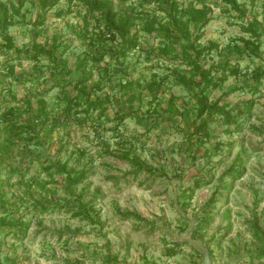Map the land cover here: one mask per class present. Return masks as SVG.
Returning <instances> with one entry per match:
<instances>
[{
	"label": "rangeland",
	"instance_id": "374dc122",
	"mask_svg": "<svg viewBox=\"0 0 264 264\" xmlns=\"http://www.w3.org/2000/svg\"><path fill=\"white\" fill-rule=\"evenodd\" d=\"M112 1L118 13L135 8L138 44L120 64L105 56V70L90 59L80 70L75 66L87 39L104 26L84 0H56L45 8L40 0H0L11 22L0 31L22 50L20 56L7 50L0 34V144L13 149L9 158L0 154L6 203L0 206V264H264L263 241L253 225L264 233V77L255 88L250 75L257 66L264 69V39L262 57L228 54L229 43L247 36L244 19L224 9L223 0H207L213 10L197 40L204 47L199 62L208 67L228 57L236 73L209 91V101L229 111L231 121L217 112L206 115L209 134H195L194 99L172 82L171 69H188L178 65L180 46H166V56L151 60L146 53L160 39L142 30L141 15L166 22V12L156 0ZM237 2L246 5L245 18L264 17V0ZM39 16L42 24H36ZM31 41L56 45L57 60L70 72L43 57L26 58ZM154 76L161 84L155 98L146 86ZM81 77L88 89L101 81L96 93L111 101L107 115L94 110L85 124L62 116L56 100L58 80L71 81L66 88L76 94ZM39 97L57 119L36 126L44 142L29 139L31 131L8 137L5 109L18 108L13 119L19 120L24 100L36 105ZM122 103L127 111L132 103L134 114L116 124ZM113 151L136 153L152 170L138 172ZM65 162L67 171H59ZM231 165L238 174L232 175ZM81 171L84 178L72 182ZM19 220L28 224L25 229Z\"/></svg>",
	"mask_w": 264,
	"mask_h": 264
},
{
	"label": "trees",
	"instance_id": "16d2710c",
	"mask_svg": "<svg viewBox=\"0 0 264 264\" xmlns=\"http://www.w3.org/2000/svg\"><path fill=\"white\" fill-rule=\"evenodd\" d=\"M161 8L164 10L167 21L162 22L155 16H149L148 14L141 15L142 19V30L148 34H154L159 37L160 43L155 47H149L146 51L147 57L151 60L153 57H163L166 56V46L178 45L181 49L180 63L178 65L185 64L188 69L181 70L179 68L171 69L172 72V82L180 85L188 92L190 97L194 99V114L195 119L199 120L194 126L193 133L198 134H209V129L207 125L206 115H211L213 113H221L224 115L227 121L230 120V112L224 107L218 106L216 102L209 101V91L213 88L219 87L221 82L225 81L230 73H236L233 67L229 64L227 59L223 63L214 65L211 64L205 67L203 63L199 62V58L203 53L204 47H201L197 40L200 38V30L206 26L212 16L211 6L207 4V0H197L200 5L189 3L185 6H179L176 0H156ZM226 4V10L235 11L237 16L244 19L243 31L247 36L236 37V42L232 45L229 43L227 48V53L238 52L239 54L243 52H248L257 57H262L261 45L264 39V17L258 19L256 15L252 16L250 19L245 18L247 12L246 5L240 4L237 0H223ZM41 7H47L56 2V0H40ZM86 7L88 8L90 14H97L103 21V29L95 31L87 39L86 50L83 58L79 59L76 68L83 70L88 60H92L96 63V66L102 70L107 68V63L104 61L105 56L113 58L115 62L120 64L119 59L128 55V53L137 46V33L133 32L135 21L137 20L135 15V8L128 10H122L120 13L114 11L112 0H84ZM264 8V7H263ZM0 28H6L11 22L8 20V15L6 13L7 7L5 4L0 2ZM36 24H42L43 17L39 16ZM3 36L4 44L3 46L10 50L11 48L16 49L17 56H20L22 52L21 49L16 48L14 42H12V37L10 34L6 33L4 30L0 31ZM167 44V45H166ZM56 45L48 43H36L31 41L23 52L26 58H32L38 60L43 57L46 58L51 64H55L54 68L59 67L61 72L69 73L70 70L62 63V61L57 60L55 55ZM29 52L31 54H29ZM105 63V64H104ZM221 70V71H220ZM53 72V71H52ZM55 73V72H54ZM52 73V74H54ZM248 74V73H247ZM251 77L254 79L253 87H257L262 77H264L263 67H255L251 73ZM85 78L81 77L76 80L74 89L77 91L73 94L72 91L67 89V85L71 81H64L60 79L56 82L60 86V95L57 97L58 109L65 116L67 120L74 118L79 124H85L88 118L92 115L94 110H97L98 117L102 115H107V110L111 106V101L108 99V95L105 93L97 94L96 90L101 89V81L94 82L91 89H88L85 83ZM139 85V82L136 81ZM150 91L153 94V98L156 97L157 91L161 84L154 76L149 82L146 83ZM92 94L95 97L92 98ZM170 101H174L175 97H169ZM30 98H26L24 117L19 120L13 119V114L18 111L16 107H9L1 115L2 120H7L10 123L9 126V136H20L25 131H31V136L29 139L37 142L38 144L43 143L44 140L39 138L35 132V128L38 124L43 125L47 118H54V111L48 108V105L42 97L36 99V105L30 101ZM125 104L119 105V108L114 113V120L116 124H122L124 119L128 116L134 114V109H132V103H129L130 111L125 110ZM132 109V110H131ZM136 110V109H135ZM82 112V117H77V114ZM137 113V111H135ZM149 116L152 113H148ZM158 114V113H157ZM156 115V114H155ZM158 117H156L157 119ZM11 143L5 142L0 144V154L9 158L13 156V149L10 145ZM108 150V149H107ZM109 151V150H108ZM111 152V151H110ZM115 158L123 161H127L137 168L138 172L148 171L152 169L148 167L143 160L138 157L135 153L131 155L130 153H125L119 151L112 152ZM59 171H67L66 162L60 166ZM230 170L232 175H236L239 169H236L234 165H231ZM70 177L71 172H67ZM85 173L83 171L77 173L71 178L72 182H79L84 178ZM5 191L3 184L0 182V206L5 205L4 201ZM70 204V202H68ZM82 205V204H81ZM84 205L80 206V210L84 211ZM5 208V207H4ZM6 208L4 212H6ZM4 217L0 216V227L4 226ZM17 225L20 229H25L28 225L22 220H19ZM254 225V235L258 239L262 240L263 248L260 254L264 256V233L257 224ZM8 226H12L9 223Z\"/></svg>",
	"mask_w": 264,
	"mask_h": 264
}]
</instances>
